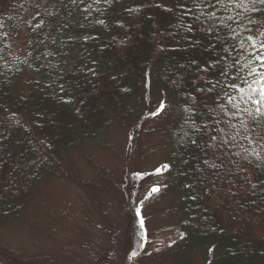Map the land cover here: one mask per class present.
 Returning <instances> with one entry per match:
<instances>
[{
    "label": "trees",
    "instance_id": "obj_1",
    "mask_svg": "<svg viewBox=\"0 0 264 264\" xmlns=\"http://www.w3.org/2000/svg\"><path fill=\"white\" fill-rule=\"evenodd\" d=\"M263 14L260 0L227 10L215 0H0V227L19 220L41 187L72 177L63 169L72 154L92 163L111 129L129 130L167 97L176 110L169 170L153 182L152 200L173 199L181 218L163 231L171 245L145 254L152 264L175 254L190 262L209 249L213 264H264V125L243 111L258 105L229 86L258 79L248 73L260 70L253 53H263L247 37ZM90 172L108 179L99 165ZM128 219L127 235L140 243L139 220Z\"/></svg>",
    "mask_w": 264,
    "mask_h": 264
},
{
    "label": "rangeland",
    "instance_id": "obj_2",
    "mask_svg": "<svg viewBox=\"0 0 264 264\" xmlns=\"http://www.w3.org/2000/svg\"><path fill=\"white\" fill-rule=\"evenodd\" d=\"M251 36L259 46L264 44V14ZM13 49L20 53L18 48ZM24 77L23 72L17 83L20 89ZM172 104L170 98L162 97L129 130L111 129L105 137V149L90 151L92 163L79 153L72 154L63 165L65 175L72 177L41 187L33 206L19 220L0 227V264H16L4 260L1 253L20 264H152V255L145 250L170 246L173 237L163 231L181 218L173 199L156 202L151 191L153 182L166 177L169 170L166 131L175 120ZM90 164L101 166L108 179H97L90 172ZM80 179L92 184L93 189L82 191L77 185ZM97 180L107 183L106 188H96ZM136 216L140 243L127 235L128 218ZM139 249L144 251L138 253ZM178 255L172 260L164 256L155 264H213L209 249L194 252L188 257L190 262L178 260Z\"/></svg>",
    "mask_w": 264,
    "mask_h": 264
},
{
    "label": "snow or ice",
    "instance_id": "obj_3",
    "mask_svg": "<svg viewBox=\"0 0 264 264\" xmlns=\"http://www.w3.org/2000/svg\"><path fill=\"white\" fill-rule=\"evenodd\" d=\"M234 2H235V0H215V4L220 5L221 7L225 8V10H227V8ZM260 2L264 3V0H260ZM211 6L215 7V5H211ZM189 11H191V10H189ZM209 19H213V20L216 19L215 12H212L210 14ZM2 26H3V24H2V22H0V27H2ZM209 31H211V29H209ZM247 40L248 41H252L253 38L251 36H249V37H247ZM251 47L253 49L256 48L255 42H253L251 44ZM260 48L264 49V44H261ZM253 54L255 55V59L257 61H259L258 68L260 70L257 71V69H255V68L250 69L248 75L258 77V79H254L251 83H249L246 78L241 77L242 83L247 85V89L244 88V87H241L240 85H237V84H232V85H229V86L234 88L237 91V93L240 94V97H241L242 100L245 99V94H247V102H251V103H253L255 105H258L255 108L254 113H253V110L247 109V108L243 109V111L246 112L249 117H251L252 123L255 124L256 127H261V125H264V108L261 107V106H264V86H261V88H260L259 99H254L253 98V94H255L257 92V89L255 87H253V85L258 84L260 80H264V54H256V53H253ZM237 63H238V61H237ZM228 99H229V103L232 104L233 108H236V109L239 108V105L233 103V97L231 96V94H228ZM230 127H235V125H230ZM240 127L242 129H244L245 133L249 132V126H248V124H246L245 121L242 120L240 122ZM196 131H200V129H196ZM220 131L223 132V129H221ZM251 131H255V129H251ZM239 134H240L239 131H237V135H239ZM184 136L185 137H189V133L185 132ZM244 138L247 139L248 136L245 135ZM189 139H190V142L192 144L196 143L195 139H191L190 137H189ZM212 139L215 140L216 137L213 136ZM232 139L234 140L235 136H233ZM204 164L208 165L209 161L205 160ZM167 167L168 166H165V168H167ZM212 168L213 169L215 168V164L214 163L212 164ZM157 171H159V170H157ZM252 187L255 188L256 185H252ZM151 191L152 192H158L159 188L154 187V188L151 189Z\"/></svg>",
    "mask_w": 264,
    "mask_h": 264
}]
</instances>
